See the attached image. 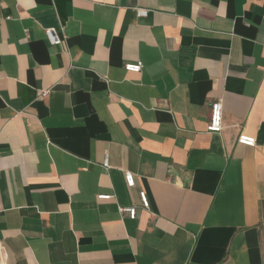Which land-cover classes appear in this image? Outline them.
<instances>
[{
    "label": "crops",
    "instance_id": "1",
    "mask_svg": "<svg viewBox=\"0 0 264 264\" xmlns=\"http://www.w3.org/2000/svg\"><path fill=\"white\" fill-rule=\"evenodd\" d=\"M0 264H264V0H0Z\"/></svg>",
    "mask_w": 264,
    "mask_h": 264
},
{
    "label": "built area",
    "instance_id": "2",
    "mask_svg": "<svg viewBox=\"0 0 264 264\" xmlns=\"http://www.w3.org/2000/svg\"><path fill=\"white\" fill-rule=\"evenodd\" d=\"M136 15L144 16L146 14V10L143 8H136L135 9ZM46 34L50 38L51 42L54 44L59 43L60 39L54 33L52 28L46 29ZM142 68V62L137 60L135 62H126L124 64V69L126 71L138 72ZM222 102L221 99L213 100L210 104V114L209 119L206 125V128L210 132H219L222 128ZM236 141L240 144L246 146H254L255 145V138L250 135H246L244 133H240L236 139ZM124 180L127 186L134 185V174L132 172L126 171L124 173ZM111 197V194H99L98 198L100 199H108ZM139 198L141 205L143 207H148V199L146 192L144 190L139 191ZM120 212H126L129 218L134 219L136 217V207L135 206H120Z\"/></svg>",
    "mask_w": 264,
    "mask_h": 264
}]
</instances>
